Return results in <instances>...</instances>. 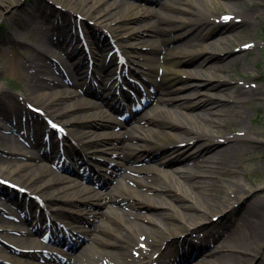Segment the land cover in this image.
Wrapping results in <instances>:
<instances>
[{
  "label": "bare ground",
  "instance_id": "bare-ground-1",
  "mask_svg": "<svg viewBox=\"0 0 264 264\" xmlns=\"http://www.w3.org/2000/svg\"><path fill=\"white\" fill-rule=\"evenodd\" d=\"M19 1L20 0H0V11L8 8V6H18ZM172 1L173 0H170V2ZM202 1L207 4V8L196 5L194 10H188L190 17L186 18V20L194 26L196 30L192 32V36L188 38L190 40L185 42V46H195V42L202 37V41L215 49L213 51L211 48L210 53L199 54L193 56L192 59L186 60V63L196 64L193 69L187 70L188 76L186 78V83L183 87L177 88V90L187 88L186 86L195 85V90L200 93V87L203 86L205 88L204 90L211 94L209 97L202 98L197 96L196 100L191 102L190 100L180 101L178 100L179 98L166 96L168 94L160 90L161 95L156 98L157 105L154 110L155 118H151L147 122L140 121L139 123L141 124L143 122L140 129L141 131L139 130V132L120 136L114 140L118 146L113 149L111 153L114 156L113 162L100 163L103 166V170H100L82 160V162L78 163V170H74V172L71 170L75 176L80 178L81 183L79 184L71 183L70 180L64 179L59 172L51 168L48 169L49 176L44 177L48 166L40 162L29 165V168H25V166H27L25 162L20 161L16 164L13 162L10 163V161L0 156V177L2 179L9 180L8 178L12 176L14 180L10 181L19 187L26 189L32 194H42L44 196L43 200L46 201L45 203L50 204V206L46 204V212L48 214L58 212L59 208L57 207L65 204V212L62 211V216L60 218H65V230L70 232V238L80 239L82 240L81 243L87 241L86 239H90L93 242V245L80 253L76 258L73 257V248L77 242L75 241L72 246H69V243L64 244L66 250L65 255H67L69 261H72V264H158L162 261L163 249L170 238L182 239V236L185 234L183 225L201 229L202 233L197 238L198 242H195L192 238H187L185 240L184 243H186L187 248L185 255L178 260L180 264H187L190 259L193 258V253H197L198 261L189 264H205L203 262L207 260L210 261V259L218 263L211 262L208 264H223V262L221 263L220 261L225 260L228 261V264H246L250 258L254 259L255 257V264H264L262 255L258 258V250L262 248L261 245L264 243V202L259 198L253 197V195L247 196L248 193L246 192H248V189L241 184L235 183L233 188H226L225 186H220V188L218 186L221 176H228L230 174L235 175L236 173V165L232 157L234 151L240 157L242 156L239 142L248 140L252 134H258V132L251 133L252 128L244 127L245 112L242 111L241 104L247 103L245 100L247 97H254L257 95L264 96V91L262 90L238 85L233 81L231 78L232 70H230L228 64L236 62L240 54L238 53L233 56V52L229 48L230 45H225V41L228 40V42H230L233 36H238L245 30L255 29L264 16V11L256 3L250 2L251 4L248 5L245 0H226L227 2L224 7L229 10V17L227 19L224 18V16L219 18L220 21L222 20L223 29L213 38L211 35L207 34L206 25H209L207 29L209 30L208 32H210L215 23L211 24L210 20H204V18L201 17L202 14L211 13L210 15L213 16V18H218L210 11V3L213 2V0ZM63 2L68 3L69 7L62 2L54 1L56 5L62 4L66 13H68V17H72V21L66 19V22H64V24H59V26L47 17L49 12L47 10L51 6L41 4L39 0H34L27 4V8L20 9L18 12V14H20L14 16L17 21L11 23L0 37V55L5 59L9 45H25L27 44L26 37H30L34 42L28 44L30 46L26 48V52L31 54V57L26 61V66L35 72L34 76H36L39 81L35 82L31 95L25 99L26 102L35 109L45 110V116L50 119V116L63 118L65 129L66 127H74L76 125H82L83 127L84 124L86 126V123H89L88 127L90 128L93 127L104 130L107 129L109 125L102 124L98 114L93 112L89 113V111L99 110V104L94 103L90 106H86L78 93L74 96L76 101L65 108L54 103L59 96H66L68 94V92L65 91V87H67V84L71 85L73 76L82 79L81 83L90 77L89 70H87L86 74L84 72L85 68H89L86 58V50L89 49H81V51L78 52L76 63L75 61L73 62L72 59L76 53L70 49L72 44L69 41L68 35L72 37L73 40L78 39L79 32H85L83 26L88 25L90 21V23H93L94 27L97 28V33L100 35L97 39V43L100 45L99 50H101V52L106 51L111 43L109 39H112L114 42H116V39L114 35L112 38L109 36L106 37V33L104 32L109 31L108 27H110L111 23H120L129 13V10H134L138 7L127 0H123L122 2L114 0L105 10L98 11V6L102 4V2H108V0H65ZM172 4L174 6H170L171 8L179 9L175 1ZM74 5H79L81 11L73 14ZM119 7H121V9ZM109 9L113 11L116 10L115 14H111L114 16L110 21L106 16V14H110L111 12ZM119 13H121V15L115 17V15ZM162 16L166 18L169 17L165 13H162ZM76 22L81 24L82 29H76L74 31L75 34L72 32V34H67V29L64 30L60 28L72 26L76 28ZM201 22L204 24L199 26ZM101 35L104 36L102 41L99 39ZM58 36L62 40L57 42L55 39ZM89 37L92 40V44L95 45L97 36L93 37L90 34L88 38ZM140 41L142 40L140 39ZM146 41L148 40H144L143 42ZM250 46V43H242L239 48H236V51H240V53L245 52ZM202 50L207 51V49ZM164 52L166 54V51ZM61 54L64 56L67 55L66 57H68L70 61L63 60V57H60ZM169 54L170 53H167V56ZM2 58L0 57V73L4 68ZM124 69L125 68L122 70L124 71ZM212 69H216L218 73H212ZM57 70H59L60 73L68 74V76L61 79L54 75V71ZM107 71L109 72L107 74L109 76V78H107L109 82L104 83L102 92L98 94L95 93V95H99L103 100L108 102L109 98L106 95L112 94L117 79H111V68L106 70V72ZM136 72H139L140 74L138 75H142L143 77L144 70ZM218 74L222 77L218 78ZM68 77L71 78L70 81ZM122 77H124V75H122ZM190 79L195 80L196 83L187 84ZM126 81L127 80L120 83L117 87L119 88L122 84H126ZM2 93L3 90L0 88V96ZM40 93H42L43 96L38 95ZM108 104L113 108H118L117 104L112 105L110 102H108ZM183 108L189 110L186 114L193 122L192 125L184 124L173 117L175 113ZM74 110L83 113L78 115L73 113ZM231 115L238 117V120H236L237 124L234 126L232 123H228L232 128L230 131H226L228 129L226 126L228 121L227 117ZM88 117L91 118V121L85 122ZM193 117H198L202 122H194ZM168 119L173 120V124L169 129L176 130L173 135L181 144L184 142L188 143L201 140L203 138L204 143L201 141L198 144H194L196 150L192 152L189 146H187L181 154L173 159L163 158L157 160L155 168L158 172L151 173V177L145 176L143 179H138V175L141 173L146 174L147 169L152 168L151 164L154 162L152 158H146V162L150 163L146 166V171L136 166L121 164L131 159V156L141 155L143 150V148H141L142 145H145L147 140H152V138L161 135L166 126L165 121ZM2 122H11L15 132H18L19 129L20 131L18 133L20 136L22 135L29 138H32L31 135L39 133V126L44 127L46 125L43 118L34 116V113L29 108L27 109L25 106L17 104L14 100L6 103L4 107L0 105V146H2L3 150L8 151L9 155L17 156H19V150H21L20 142L17 138H12V136L5 132V125L2 124ZM26 131L32 134H30V136L29 134L26 135ZM84 134V130H79L75 136H71L76 146L80 144L84 145L85 143L86 146L90 145L88 142H84ZM94 141L95 139L92 140L91 143L93 144ZM168 150L171 151V149ZM31 152L32 154L34 153L33 150ZM80 158L83 159V157ZM188 161L191 162L188 163V165L184 164L186 168H188L187 166L189 165H195L198 169L197 172L187 169H172V166H174L176 162L185 163ZM66 168L68 167H65V170ZM174 172L178 175H174ZM120 178L135 182L142 190L132 189L129 185L123 184ZM117 179V187L119 189L114 191L115 193L105 190L111 182ZM64 183L65 186L63 185ZM102 185L104 187H102ZM170 189L180 191L188 198L198 199L201 204L198 207V210L201 211L199 217L202 216V218L196 220V222L192 221L195 216L190 217V215L180 213V215L177 214V217L180 219L181 224L178 227H172L169 226V224L166 225L165 223L157 221L156 217L158 216L167 217L166 212L162 210L158 212V216L143 212L130 214L135 220L143 219L148 221L150 226L146 227L140 222H129L126 220V213L123 211H119L117 214L115 213L126 200H135L143 208L165 207L159 202V197H162L166 191ZM222 189H225V192H222ZM214 192H219L217 196L220 198V201H216L213 198ZM5 199L10 201L16 200L18 203L21 202L17 197L6 196ZM3 202V198H0V211L1 209L5 210V208L2 207L4 206ZM76 203H82L86 216L84 213L77 214L73 209L69 210V208L74 207ZM58 204L59 206H56ZM95 204L105 208L104 215H110L108 222L104 223L102 226L97 225L96 217L98 213L96 212L97 208H95ZM169 207L168 205V208ZM241 208L245 213L244 216L248 217L247 221L242 224L244 230L241 235L228 236L224 239L221 246L211 249L214 243L220 239L219 235H225V231L220 230L219 226H213L203 221L209 217L212 209L218 211L219 213L217 212L216 214L220 215V220H223L228 218L231 214L236 213L237 210ZM63 212L65 213V217ZM214 216L215 215H213V217ZM49 218V223H63V221H58L52 216ZM67 219L76 221L73 222L76 226L68 224L66 221ZM239 219L237 222H239ZM42 221L44 222V220ZM119 221L123 223L124 228L123 231L117 235V238L119 240H124L130 234L134 236L133 241L129 240L133 245H131L132 250H123V255L125 252H129V255H126V259L121 262L115 259L114 251L104 250L99 247L101 244L105 246L117 245L116 242L108 239L105 234L112 233L114 231L113 224ZM27 222L30 223L32 227L31 231H28L26 227ZM25 223L26 224H22L16 229L20 234L10 235L8 230L14 229L13 225L0 216V239L11 243V247L9 245H1L0 258L8 261L10 264H53L54 262L61 261L57 257L50 256L46 258L44 263H41V261H38L39 258L36 254H32L31 257H29L32 260L29 259L26 261L23 259L26 255L30 256L27 250L36 248L43 249L46 247L43 241L36 242V239L33 238L42 235L43 224L42 227L40 226L36 229L32 226V219H28ZM51 236L55 240L58 238L55 232H52ZM42 239L49 240L48 237L43 236ZM62 240L63 238L59 239V241ZM66 241H69L67 237L65 238V242ZM190 249L192 251L188 253ZM146 253L150 258L149 261H147L148 257Z\"/></svg>",
  "mask_w": 264,
  "mask_h": 264
},
{
  "label": "rangeland",
  "instance_id": "rangeland-1",
  "mask_svg": "<svg viewBox=\"0 0 264 264\" xmlns=\"http://www.w3.org/2000/svg\"><path fill=\"white\" fill-rule=\"evenodd\" d=\"M34 0H20L18 3V6H8V8L3 9L0 11V37L2 36L4 30H7L9 25L15 21H17L16 18H14L15 15L18 14L20 9L27 8V4L32 2ZM41 4L49 5L51 6L47 11L48 12V18L57 25L64 24L66 22V19H69L72 21V17H68V13H66L65 8L60 5H56L54 1H59L64 3L67 7H69L68 3H65L63 1L65 0H39ZM118 2H122L123 0H117ZM131 3H134L138 8L134 10H129V13L124 17V19L120 23H111L110 27H108L109 31H106V37L109 36L112 38L114 35L116 42H114L112 39L110 40V45L106 51L99 50V44L98 42V35L97 28L94 27L93 23L88 22V25L83 26L85 29V34L87 40H88V46L90 48L91 57L93 59L94 67L93 71L90 74V77L86 79L83 83H81L82 79L79 77L72 78L71 83L73 85L67 84V87H65V91L68 92L66 96H59L57 100L54 101L56 105H59L61 107H66L69 105H72L76 99L74 98L75 95H80L83 99V102L86 106H90L94 103L99 104L100 109L99 110H93L89 111V113H96L101 118L102 124H108L109 127L107 129H96L93 127H88L89 123H86L83 125H76L74 127H67V134H69V139L65 138V133L63 137L57 136V132L50 131L51 136L54 139H58L61 141V151H59V145L56 146L53 145V141L50 145V154L49 158L54 157L53 161L58 162V158L55 159V157H60V160L63 163L65 167H69L71 169L78 170L77 162L80 161V156H76L72 150L74 147L77 148V151L83 152V157L86 159L87 163L91 166H93L96 169L103 170V166H101V162H113L114 156L111 154L113 152V149H115L118 145L114 142L115 139H117L120 136H125L127 134H131L133 132H139V130L135 131V127L140 129V125H137L138 119H134L131 121V125H127L124 122L125 116H127L128 113L134 112V107L136 109V106L140 105H131L127 101V99L124 97H121V93H123L124 88L128 87L129 84H133V89H137L140 92L139 95V102L138 104L144 103L145 99L151 100L154 98V101L149 105L150 109H147L148 115L151 114L155 110L156 103V97L160 96V90L163 92H166L169 97H175L179 98L178 100L182 101H194L196 100L197 96H200L202 98H207L211 94L207 91H205L204 87L201 88V92L198 93L195 90V85L192 86H186L187 88L179 89V87H183V85L186 83L187 78V70L193 69L196 63H186V60L192 59L193 56H197L199 54L203 53H210V49L214 51L215 48L211 47L210 45L206 44L204 41L201 40L202 37H200L196 42L195 46H185V42L187 40H190V36H192V32L196 30L194 26H192L186 18L190 17V14L188 13V10H194L196 5L206 7L207 4H205L202 0H173L170 2V0H127ZM175 1L176 6L179 7V9L171 8L173 2ZM248 5L252 3L258 4L264 11V0H245ZM114 0H108V2H105L100 4L98 6V11L105 10L108 5H110ZM226 0H213V2L210 3V11L212 14L218 18H213L210 14H202L201 17L205 19L210 20L211 24L215 23L212 30L208 32L207 29L209 25H206L207 34L211 35L213 38L216 37L217 34L223 29V23L222 20L220 21V17L228 18L229 14L224 7ZM174 6V5H173ZM121 9V7H119ZM73 14L81 11V8L79 5L73 6ZM76 11V12H75ZM110 14H106L109 21L113 19L111 14L116 12V10L109 9ZM162 13L167 14L169 17H163ZM20 14V13H19ZM18 14V15H19ZM121 15V13L115 15V17ZM185 20V21H184ZM205 22V21H204ZM76 25H79L77 22ZM204 23L201 22L199 26H202ZM70 29V28H69ZM72 29V28H71ZM90 34L94 37H96V44H92ZM104 38L103 35H101L100 41H102ZM140 39L142 41H140ZM79 49L82 48L81 42H78V39H76ZM81 40V39H80ZM144 40H148L146 42H143ZM27 44L25 45H9L8 46V53L6 55V58H2V55L0 57L2 58L3 63V71L0 73V88L3 90L2 95L0 96V105L2 107L5 106L6 103L10 102L11 100L16 101L17 104L25 106L27 109V102L26 97L31 95V91L34 89V85L36 81H39L36 76H34L35 72L30 70L26 66V61L31 57L30 53L26 52V48L32 44L34 41L32 39L26 37ZM242 43H250L251 46L249 49L245 50V52L240 53V51H236L237 47L242 45ZM225 45L229 46L230 50L233 52V56L240 54V57L237 59L236 62L229 63L230 70H232L231 78L233 81H235L238 85H244L249 88H254L256 90H262L264 91V16L262 17L261 21L257 24L255 29H249L243 31L238 36H233L231 38V41L228 42V40L225 41ZM103 47V46H102ZM120 49H119V48ZM207 47V48H204ZM202 49H207L202 50ZM120 51V52H119ZM166 51V54L165 52ZM167 53H170L167 56ZM219 53V52H217ZM231 55V56H232ZM60 57H65L64 55H61ZM63 60H67V58H62ZM125 62V63H121ZM130 68H129V66ZM111 68L112 77L111 79L115 80L117 79V82L115 84V87L120 83V81L124 82L127 80L126 85H123L119 88H113L112 94L110 93V100L112 104H116L120 106V109L115 110L112 109V107L108 106V104L103 101L101 97H98L92 93L89 92H102L104 83L109 82V76L107 75L109 72L108 70ZM123 68L124 71L122 70ZM127 69V71H126ZM74 70V69H72ZM87 70L89 68H85L84 72L86 74ZM139 70H144L143 77L140 74ZM216 69H212V73H215ZM65 74V75H64ZM54 75L60 77L61 79H64V77L68 76L66 73H60L59 70L54 71ZM124 75V77H122ZM222 76L218 74V78H221ZM125 78V80H124ZM69 81L71 80L70 77H68ZM193 84L196 83L195 80H191L187 82V84ZM53 85V84H52ZM144 89H143V88ZM61 90V89H58ZM121 92V93H119ZM134 91L130 89V93H133ZM136 94H139L138 92H135ZM40 96H43L42 93L38 94ZM37 95V96H38ZM247 103L241 104L242 105V111L245 112V120H244V127L252 128L251 133L258 132V134H250V138L248 140H242L239 142V146L241 148V154H236V152H233V161L236 165V173L235 175H228V176H221L220 181L218 182V186H225L226 188H233L235 183L241 184L248 189L247 196L253 195L255 198H259L264 202V96H254V97H247L246 99ZM34 105V104H33ZM133 110L131 111V109ZM145 109V108H144ZM146 110V109H145ZM129 111V112H128ZM189 111L186 108H183L179 110L177 113L174 114V118L180 120L182 123L187 125H192L193 122L190 120V117L186 114V112ZM75 114H82L81 111H75ZM46 111L43 110L42 113H34V116L38 118H43L45 122V126H39V133L43 135L46 131H49V125L46 120ZM54 121L63 123V118H59L57 116H50ZM141 119L142 115L139 116ZM194 122H202L201 119L198 117H193ZM228 121L226 123V126L228 129L226 131H230L232 126L228 125V123H232L234 126L237 124L236 120H238V117L235 115L228 116ZM91 118L88 117L85 122H90ZM148 121L147 118H145V122ZM166 126L164 128V131L161 135L156 136L155 138H152V140H147L145 142V145L143 144L141 148L142 154L141 155H135L131 156V159H128L127 161H124L121 165H128V166H136L139 169H145L146 166L150 163L146 162V158L150 157L153 159L154 162H152V168L147 169V173H141L137 177L138 179H143V177H151V173L158 172L155 168V163H157V160H161L163 158L165 159H173L177 155L181 154L187 146H189L191 152L196 150L194 144H198L199 142H203L204 138L201 140H195L188 143L181 144L177 138L173 135L176 130L169 129V127L173 124L172 119H168L165 121ZM2 124L5 125V132L10 133L12 136L18 137L13 130V127L11 122H2ZM47 126V127H46ZM65 126V125H64ZM151 126V123H150ZM134 127V128H133ZM79 130H84L85 134L83 135L84 142H88L90 144L89 146H86L85 144L75 145V143L71 142L70 137L75 136L76 133ZM238 130V129H236ZM141 131V130H140ZM32 134V133H30ZM37 134L33 135V137L36 139ZM39 139L41 136L39 135ZM37 138V139H38ZM72 138V137H71ZM95 141L93 144L91 143L92 140ZM20 140V144L22 149H26L27 145ZM32 139L27 138V142H31L32 145ZM70 140V141H69ZM36 141V140H35ZM257 141V142H256ZM204 143V142H203ZM193 144V145H192ZM171 149L168 150V149ZM34 151V154L32 156L31 151ZM29 153H31V156L33 158H28V161L26 158L17 157V155H9L8 151H5L2 149V146H0V156L4 158L5 160H8L13 163L17 162H25L27 166L25 168H29V165L34 164L35 159L38 161L42 160L39 158L40 156V150L35 149L30 146V149L27 150ZM67 151L73 155L76 159L74 160L71 155L67 153ZM94 151V152H93ZM98 151V152H97ZM92 152V153H91ZM100 152V153H99ZM167 152V153H166ZM63 153V156H62ZM88 155V156H85ZM65 156H68L70 159V163L64 162ZM135 158V159H134ZM17 160V161H16ZM52 160V158H51ZM54 162H47L42 161L41 163L44 165H47L48 168L46 169L44 177H48V169H53L56 172H59V163L53 165ZM191 161L180 163L176 162L175 167L172 166V169L177 170H193V172H197L198 169L195 165L193 166H186L184 164L190 163ZM19 164V163H18ZM25 164V165H26ZM173 164V163H172ZM177 166V167H176ZM193 167V168H190ZM190 168V169H189ZM170 169V170H172ZM104 172V171H102ZM231 172V169H230ZM61 176L66 179L70 180L73 184H79L80 180L74 176L68 175L65 172H60ZM174 175H178L176 172H174ZM43 178V177H42ZM9 180H14V178L11 176L8 178ZM123 184L129 185L134 190H142L141 187H139L135 182H130L126 179H121ZM117 181L111 182L105 190L107 191H117L119 188L117 187ZM65 186V183L63 184ZM102 187H104L102 185ZM221 188V187H220ZM53 189V188H52ZM251 191V192H249ZM196 192V191H195ZM222 192H225V189H222ZM221 192V194H222ZM115 193V192H114ZM219 192H214L213 198L216 201H220V198L217 196ZM5 195H12L14 197L22 199V207H26L31 212L32 218L36 217L34 220V226H40V220L43 218H46L48 216V213L46 212V204L50 206L49 203H45L46 201L43 200L44 196L42 194H38L39 198H41L42 202H38L37 195L33 197H29L28 195L25 197L23 193L18 192L17 190H12L11 188H8L0 183V196L5 197ZM1 198V197H0ZM5 202V201H4ZM7 208L11 209V214L13 216L22 217L23 214L19 213L17 210H20V207L17 206V203L13 201V204H5ZM159 202H161L162 205L165 207H159V208H143L141 205H139L135 200H126L125 203H123L119 210H117L115 213L117 214L119 211H123L126 213V220L129 222H140L144 226H150V223L143 219H134L130 214H135L138 212H143L147 214H155V216H158L159 211L166 212L167 217H156L157 221L165 223L166 225L169 224V226L172 227H178L180 223V219L177 217V214L180 215V213L195 216L192 221L200 220L201 217V211L198 210V207L201 205L200 201L196 198H188L184 195V193L180 191H175L174 189H170L166 191V193L159 197ZM41 203V204H40ZM173 204V205H170ZM16 205V206H15ZM168 205L170 206L168 208ZM12 206V207H11ZM56 206H59L56 205ZM95 208H97L96 212L97 217V225L102 226L104 223H107L109 220L110 215H104L105 208H102L100 206H97L95 204ZM15 208V209H14ZM59 211L56 213H53L52 216L57 220H63L65 224V218L61 219L62 211L65 212V204L61 205L59 207ZM76 212L77 214H83L84 207L82 203H76L74 207H70L69 210H72ZM13 210V212H12ZM16 210V211H15ZM63 212V213H64ZM218 211L212 209L209 217L203 222H207L213 226H219L220 230L225 231V235L220 236V239L217 240L216 243H214L213 247L211 249L216 248L217 246H221L224 239L228 236H238L239 234L243 232L244 228L242 227L243 222L247 221L248 217L244 216L243 209H238L236 213L231 214L226 219L220 220V215H217ZM219 213V212H218ZM0 216L3 218H6V220L12 222L14 225H19L12 217H9L7 214H3L0 211ZM130 215V216H129ZM213 215H215L213 217ZM86 216V215H85ZM90 216V215H89ZM212 216V217H211ZM65 217V213H64ZM10 218V219H8ZM95 218V217H93ZM102 218V219H101ZM240 218V219H239ZM239 219V222L237 220ZM14 220V221H13ZM68 224L76 226L73 222V219H67L66 220ZM197 222V221H196ZM22 224V223H21ZM79 224V223H77ZM90 225V224H89ZM185 234L182 236V239H174L170 238L166 246L164 247L163 254H165L167 251L173 252L175 251L180 243L185 242L187 238H192L195 242H198V236H200L201 229L197 228H191L189 225H183ZM114 231L112 233H106L105 236L116 242L117 245H99L100 248L106 249L109 251L115 252V259L119 262L124 261L126 258V255H129V252H125L123 255V250L130 249L132 250V244L129 242V240H134V236L130 234L127 238L124 240H119L117 238V235L123 231V223L122 222H116L113 224ZM45 229L42 232H45ZM28 230H31L28 227ZM219 230V231H220ZM193 231V232H192ZM10 235H14L15 231H10ZM63 235V233H60ZM225 236V237H224ZM36 239V242H39L41 239L40 237H33ZM72 240V239H71ZM87 241L82 242V240L74 238L72 240V244L77 242V244L74 246V252L73 257L76 258L80 255V253L84 252L86 249H88L91 245H93V242L90 239H86ZM65 242V240H64ZM71 244V245H72ZM2 245V244H1ZM0 245V247H1ZM132 245V246H131ZM262 248H260L258 258L262 255L264 258V243L261 245ZM78 247V248H75ZM2 248V247H1ZM53 253H50V255L60 258L63 260L62 264H72V261H68V257H65V249L61 247L52 248ZM263 252V253H262ZM34 255L37 253H33ZM40 257L45 258V254L42 255L41 252H38ZM168 254V253H167ZM49 255V254H47ZM146 256L148 257V254L146 253ZM29 258L28 256L25 258V260ZM39 258V257H38ZM150 258L148 257L147 261H149ZM256 257L254 259H251L247 261L246 264H255ZM32 262V261H29ZM43 262V261H42ZM85 262V261H82ZM210 262H216L217 261H205L203 263L208 264ZM223 264H228V261H220ZM56 263V262H55ZM74 263V261H73ZM176 262H174L175 264ZM0 264H8L7 261L0 258ZM27 264V263H26ZM61 264V263H56Z\"/></svg>",
  "mask_w": 264,
  "mask_h": 264
}]
</instances>
